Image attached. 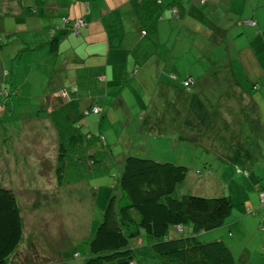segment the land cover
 Wrapping results in <instances>:
<instances>
[{"label":"rangeland","instance_id":"obj_1","mask_svg":"<svg viewBox=\"0 0 264 264\" xmlns=\"http://www.w3.org/2000/svg\"><path fill=\"white\" fill-rule=\"evenodd\" d=\"M21 23L16 17L0 15V187L14 191L23 222L22 241L10 264H85L88 241L101 210L112 194L119 196L116 181L122 161L129 154L187 167L186 179L174 192L175 198L229 197L232 209L224 224L200 232L196 240L203 244L223 242L236 264H264V201L259 197L261 189L264 193V90L253 91L241 79L232 86H201L202 94L193 88L195 126L190 125L186 131L184 128L185 135L181 134L175 142L159 137L151 140L154 135H150L148 126H155V117L149 123L144 121L143 131L137 133L141 114L138 121H129L131 127L118 135V141L112 139V132L104 130L111 138L107 142L113 156L109 173L57 188L56 138L47 108L60 102L51 99L57 94L55 84L62 72L50 70L42 53L26 51L19 41L30 37L25 32L13 33ZM231 24L234 26V22ZM219 34L212 31L209 36L200 37L184 32L179 45L186 47L185 56L190 62L192 58L198 61L196 67H213L225 56L234 58L231 40ZM258 44L263 48L257 49L258 57L264 61V43L252 47ZM179 71L186 72L181 66ZM199 72L198 77L209 71ZM130 98L133 108V93ZM154 105L158 107L157 102ZM83 119H77L81 132L98 135L99 123H83ZM41 141H47V160L43 163L37 159L42 151L34 150ZM191 231L189 224L181 230L170 228L168 234L170 239H177ZM141 263L175 264L161 259H141Z\"/></svg>","mask_w":264,"mask_h":264},{"label":"crops","instance_id":"obj_2","mask_svg":"<svg viewBox=\"0 0 264 264\" xmlns=\"http://www.w3.org/2000/svg\"><path fill=\"white\" fill-rule=\"evenodd\" d=\"M143 1L162 5L147 23L139 20L131 0H0V15L22 22L13 33L25 32L30 37L19 41L26 51L42 53L50 70L62 72L55 84L57 94L51 100H63L74 116L97 107L99 115L81 116L85 117L81 121L99 123L97 132L107 142L111 141L109 131L118 141V135L131 127L129 121H138L140 114L137 133L143 131L144 121L149 123L155 117V126H148L154 135L151 140H179L190 125L195 126L193 88L202 94L201 86H232L241 79L253 91L264 90V61L257 50L263 48L259 44L252 47L264 43V0H204L203 7L199 0ZM170 5L179 9L177 16ZM65 19L70 24L81 23L72 30ZM247 19L256 24H246ZM212 31L231 40L234 58L225 56L213 67H196L198 61L192 58L190 62L186 47L179 45L180 37L184 32L204 37ZM63 34L58 54H50L48 42ZM180 66L186 72H180ZM204 70L209 72L198 77ZM187 79L191 81L190 91L182 85ZM130 93L135 98L133 108ZM134 137L137 139L136 134ZM46 143L41 141L34 148L42 151L37 158L42 163L47 160ZM4 157L8 163L7 154Z\"/></svg>","mask_w":264,"mask_h":264},{"label":"trees","instance_id":"obj_3","mask_svg":"<svg viewBox=\"0 0 264 264\" xmlns=\"http://www.w3.org/2000/svg\"><path fill=\"white\" fill-rule=\"evenodd\" d=\"M131 4L142 23H147L162 7L143 0H131ZM169 8L178 15L177 7ZM75 22L64 20L72 30L78 29ZM63 36L48 42L50 54H58ZM182 85L186 91L191 90L189 79ZM49 108L48 120L56 136L57 188L85 183L97 174H108L113 159L111 146L101 134L87 136L81 132V125L77 126L81 116L99 115L97 107H90L80 116H74L63 100ZM95 108L97 113L92 112ZM187 173V167L182 165L125 156L116 181L119 196L112 194L101 210L100 220L88 241L85 264H142L141 259H161L175 264H236L223 242L203 244L196 240L200 232L224 224L232 209L231 199L192 195L175 198L174 192L183 184ZM189 224L192 231L187 236L169 238L170 228L181 230ZM22 237L23 222L15 193L0 187V264L11 263ZM134 240L136 244L132 245Z\"/></svg>","mask_w":264,"mask_h":264},{"label":"built area","instance_id":"obj_4","mask_svg":"<svg viewBox=\"0 0 264 264\" xmlns=\"http://www.w3.org/2000/svg\"><path fill=\"white\" fill-rule=\"evenodd\" d=\"M200 3H201V4H204V0H200ZM174 12H175V11H174ZM80 23H81V21H76V22L74 23V25H75L76 27H78ZM245 23L248 24V25H255V24H256V23L254 22L253 19H247V20L245 21ZM142 34H144V32H142ZM185 85H188V82H186ZM92 112L97 113L98 110L95 108V109H93ZM259 197L261 198L262 201H264V193H263V192L259 193Z\"/></svg>","mask_w":264,"mask_h":264}]
</instances>
